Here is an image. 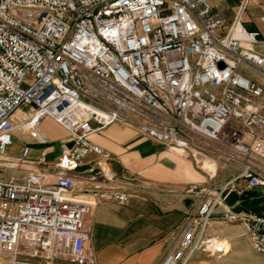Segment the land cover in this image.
<instances>
[{"label":"built area","instance_id":"2783aa9c","mask_svg":"<svg viewBox=\"0 0 264 264\" xmlns=\"http://www.w3.org/2000/svg\"><path fill=\"white\" fill-rule=\"evenodd\" d=\"M245 4L228 23L209 0H0V166L21 164L5 156L12 115L23 105L32 109L24 125L39 141L35 127L43 117L70 136L53 183H44L47 171L38 168L22 182L0 179V264L88 262L84 216L91 202L72 195L74 172L94 154L90 177L113 179L110 153L88 137L118 122L185 153L207 175L205 161L239 168L199 203L160 264H183L196 251L226 255L227 240L207 234L214 214L240 223L253 250L264 254V211L224 202L239 179L264 193V82L239 69L264 76L257 50L264 37L243 27Z\"/></svg>","mask_w":264,"mask_h":264},{"label":"crops","instance_id":"0c3cea01","mask_svg":"<svg viewBox=\"0 0 264 264\" xmlns=\"http://www.w3.org/2000/svg\"><path fill=\"white\" fill-rule=\"evenodd\" d=\"M242 1L209 0V3L213 11L229 23ZM240 20L245 29L258 31L260 39L264 37V0H246ZM257 50L264 55V44L259 43ZM256 80L264 82V77ZM31 115L29 105L21 106L12 115V132L21 131L25 144L14 156L7 153L12 143L7 146L5 158L21 161L19 166L12 168L20 169V173L0 177L1 180L22 182L29 170L37 168L47 171L44 183L50 184L56 179V162L62 144H70L69 133L52 118L43 117L35 127L44 138L39 141L24 125ZM88 139L110 153L107 166L113 179L105 182L99 177H90L97 167L94 154L85 157L74 172L72 195L91 202L90 211L84 216V225L90 233L84 249L88 259L86 264H160L166 253L179 242L184 223L195 217L199 203L220 192L224 183L238 174V166L229 164L218 165L215 173L207 175L185 153L173 152L142 134L136 126L124 122L96 130ZM24 147L29 149L23 158ZM204 188L208 191L204 192ZM251 190L263 193L255 188L247 189L246 181L239 179L236 189L225 196L224 202L229 206L236 202L239 205ZM120 194L126 199L120 201L116 197ZM220 208L221 205L217 210ZM207 234L227 240L229 252L220 258H211L196 251L183 264H219L228 255H231L230 264H264V254L253 250L240 223L220 220L214 214ZM54 264L74 263L59 257Z\"/></svg>","mask_w":264,"mask_h":264},{"label":"rangeland","instance_id":"374dc122","mask_svg":"<svg viewBox=\"0 0 264 264\" xmlns=\"http://www.w3.org/2000/svg\"><path fill=\"white\" fill-rule=\"evenodd\" d=\"M240 71L253 79H261L264 76L260 73H258L255 69L250 68L249 66L246 65H240ZM26 84H23V87H25ZM26 127V126H25ZM25 144L24 138H23V133L19 130H15L12 132V144L11 146L8 147L7 153L10 156H14L18 154L19 148L22 147ZM29 146L31 147L32 144L28 143ZM173 152L178 153L179 155H182V153L179 150H174L172 149ZM20 173V169H12V168H7V167H0V177H10V176H16ZM231 255H228L224 259L219 261V264H230V259Z\"/></svg>","mask_w":264,"mask_h":264},{"label":"trees","instance_id":"16d2710c","mask_svg":"<svg viewBox=\"0 0 264 264\" xmlns=\"http://www.w3.org/2000/svg\"><path fill=\"white\" fill-rule=\"evenodd\" d=\"M238 208L254 212L262 211L264 209V193H257L256 191L251 190L250 195L239 202Z\"/></svg>","mask_w":264,"mask_h":264},{"label":"bare ground","instance_id":"6f19581e","mask_svg":"<svg viewBox=\"0 0 264 264\" xmlns=\"http://www.w3.org/2000/svg\"><path fill=\"white\" fill-rule=\"evenodd\" d=\"M1 162H6V161H1ZM204 167L210 171V174L214 173L215 170V164L209 161L204 162Z\"/></svg>","mask_w":264,"mask_h":264},{"label":"water","instance_id":"95a60500","mask_svg":"<svg viewBox=\"0 0 264 264\" xmlns=\"http://www.w3.org/2000/svg\"><path fill=\"white\" fill-rule=\"evenodd\" d=\"M257 191H260V189L259 188H255Z\"/></svg>","mask_w":264,"mask_h":264}]
</instances>
